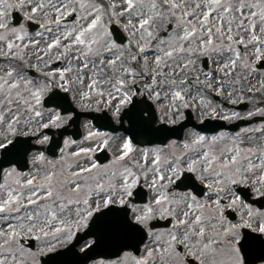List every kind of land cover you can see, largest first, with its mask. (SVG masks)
Here are the masks:
<instances>
[{
  "label": "snow or ice",
  "instance_id": "snow-or-ice-1",
  "mask_svg": "<svg viewBox=\"0 0 264 264\" xmlns=\"http://www.w3.org/2000/svg\"><path fill=\"white\" fill-rule=\"evenodd\" d=\"M26 7L25 16H41L37 22L52 36L45 47L25 43V26H12L9 11ZM74 15L83 23L60 31ZM121 20L136 38L135 54L112 38L109 25ZM57 62L63 66L53 68ZM258 62L264 66V0H0V152L8 164L0 163V264H42L45 256L49 264H264V208L235 190L244 185L264 198V78L258 87L249 81ZM54 89L80 109H109L113 120L126 116L164 139L141 148L146 141L120 138L103 163L95 154L114 139L89 125L82 141L69 137L50 158L43 130L72 118L45 109L46 98L57 107L68 101ZM213 92L231 104L247 96L253 107L244 115L218 111L222 105L207 99ZM137 96L165 101L162 115L146 116ZM193 104L206 116L261 123L167 139V125ZM21 160L28 172L17 166ZM82 231L91 239L81 237L76 250ZM106 247L111 253L95 258Z\"/></svg>",
  "mask_w": 264,
  "mask_h": 264
},
{
  "label": "rangeland",
  "instance_id": "rangeland-1",
  "mask_svg": "<svg viewBox=\"0 0 264 264\" xmlns=\"http://www.w3.org/2000/svg\"><path fill=\"white\" fill-rule=\"evenodd\" d=\"M13 2H15V0H13ZM116 2L119 3L120 0H116ZM18 10H19V12L22 14V16H24L25 19H28V18L25 16V13L28 12V11H30L29 8L26 7V8H24V9H18ZM9 19H10V21L12 20V18H11V10L9 11ZM31 20L37 22V21L42 20V17H41V16H35V17H33V19H31ZM74 22L83 23V21H77V16H75L72 20L64 21L63 24H62V26H61V28H60V31L71 30V28H72L73 25H74ZM114 23H115V22H114ZM114 23H111V24L109 25V29H110V26H111L112 24H114ZM123 23H124V21L121 20V22H120L119 24H117V23H116V24H117V25L123 30V32L127 35L128 39H129V41H130V46H129V47H126V46H123V45H122V46H123L124 48H126V49L128 50V52H130V53H132V54H135L136 51H137V49H136V43H135L136 38L130 36L129 33L126 32V31L124 30V28H123ZM22 25H23V24H22ZM12 26H14V25H12ZM19 26H20V25H15V27H19ZM24 26H25V25H24ZM25 28H26V26H25ZM26 29H27V28H26ZM27 32H28V38H26L25 43H27V42H28V39L31 38V39L40 40V47H45V46H46V42H50V40L52 39L51 34L48 33L47 31H45V28H42L41 30H38V31H37V30H36V31H29V30L27 29ZM38 32H42V33H43V36H37L36 34H37ZM110 32H111V31H110ZM111 35H112V33H111ZM112 38H113V36H112ZM18 43H19V42H18ZM118 44H119V43H118ZM155 44H156V42H155V41H152L153 49L155 48ZM120 45H121V44H120ZM31 51H33V49L30 48V49H29V52H31ZM128 52H126V55L128 54ZM146 54L149 56V59H151V57H152L155 53H154V51L149 50ZM62 66H63V65H62L60 62H57V63L54 64L52 67H53V68H56V67H62ZM212 68L215 69V68H216V65H215V64H212ZM45 70H50V69H45ZM204 70L207 71L208 69L205 68ZM30 72H31V73H29L30 75H38V73H35L34 70H33V71H30ZM244 74L247 75V73H244ZM262 78H264V68H262V67H257V66H256V72H255L253 75H250V76H249L250 84H251V85H256V86L258 87L259 85L257 84V81L260 80V79H262ZM249 86H250L249 83H245V84H244L245 89H247V87H249ZM237 87H239V86H237ZM226 91H227V90H226ZM193 94H195V89H193ZM69 95H70V94H69ZM70 98H71V96H70ZM134 98H136L137 101L146 100L145 97H143V96H137V97H134ZM257 98H259V94H257ZM207 99L211 100L212 103H213V105H222V109L218 108V111L231 109V110H233V111L240 112L241 115H244L247 111L251 110L252 107H253V105H252L251 103L248 102V97H247V96H245V97L243 98L242 102H241V103H238V104H231L230 101H228L227 99H222L221 97L215 95L214 92H213V93H209L208 96H207ZM71 101L73 102L74 106H75L80 112H93V113H100L101 116H102V118H101V119L98 118V121H99V122H105V121H106V116H109V118L111 119V121H113V122L115 121V120L112 119V116H111V113H110L111 111H110L109 109L101 108L100 110H97L96 107H95L94 105H93L92 107L88 108V109H80V108L78 107V101H73L72 99H71ZM147 101H150V102H152V104H153V112H152L151 115H152L154 118H155V117H159L160 115H162V113H160V112L158 111V109L160 108V106H161L162 104L165 103V101H163V100H162V101H159V102H153V101H151V100H147ZM240 104H246V107L243 108V109H241V108H237V106L240 105ZM138 106H139V107H142V108L144 109V114H145L146 116H148V113H147L146 110H145V105H144V103H143V104H140V105H138ZM262 106H264V105H262ZM48 108H55V109H57L58 111H60V109H58V108H56V107H54V106H48V107L45 106V109H48ZM187 110H189V111L191 112L193 121H195V122H197V123H202V124L205 123L204 120H205L206 118L223 120V119H220V118H218V117H215V118H214V117H211V116H206V115H204V113H205L207 110H206V109H203V108H201V107H198L197 105L193 104L192 107H190V108H181V109H180V113H181V115H176V116H174V118L176 119L177 123L180 122L181 120H183V119L185 118V114H186V111H187ZM108 111H109V112H108ZM60 112H61V111H60ZM61 114H62V113H61ZM62 115H66V116H71V117H72V113H65V114H62ZM258 118H261V117H254L252 120H245V121H249V122H251V123H248L247 125H240L237 131H239L241 128L248 127L249 125H252V126H259L260 123H261V119L258 120ZM125 120H126V116L123 117V121H125ZM224 121H225V120H224ZM240 121H242V120L232 121V122L225 121V122L228 123V124H231V123H236V122H240ZM115 123H117V125L120 124V122H117V121H115ZM177 123H176V124H177ZM89 125L92 126L94 130H99V131H101V132H106V133H108L112 138H113V137H118L119 135H124V137H128V136H126L122 131L111 132V131H108V130L99 129V128H97V127L93 124V122H92L91 119H89V118H82L81 123H80V128H81L82 134H81V137H80L79 139H77L76 141L79 142V141H82V140H83V137L87 134V127H86V126H89ZM157 125H159V121H157ZM65 126L69 127V129H73V127H74L73 124H72V125H67V123H66L64 126H62V127H65ZM62 127H60V128H62ZM56 129H58V128H54V127H52V128L47 129V130H43V134H44V135H48L50 138H51V137L57 138V137H58V134H57V132H55ZM22 130H23V131H28V129H22ZM48 130H49V131H48ZM50 130H51V131H50ZM189 130H195V131H198V130H196V128H194V127H189V128H187V129L185 130V133H184V137H183V139L186 138V135H187V133L189 132ZM237 131H236V132H237ZM198 132H200V131H198ZM220 132H227V133H228L229 131H227V130H221V131H218L217 133H215L214 135H217V134L220 133ZM200 133H201V134H204V135H207V136H213L212 134H206V133H202V132H200ZM234 133H235V132H234ZM22 137H26V136H22ZM31 137H32L31 142H33V141L35 140L36 137H33V136H31ZM69 137H70L71 139H73L70 135H66V136L63 137L61 147H63V141L66 140V139H68ZM183 139H182V140H183ZM73 140H74V139H73ZM170 140H174V139H170ZM182 140H181V141H182ZM176 141H177V140H176ZM178 142H179V141H178ZM154 144H158V143H154ZM138 146L141 147V148H143V147H150L151 144H150V145H141V144H139ZM61 147H60V148H61ZM60 148H59V149H60ZM59 149H58V151H57V156L59 155ZM72 150H74V149H72ZM32 151H36V149H34V150H32ZM107 152H108L109 155H110V158H109V159H111V158L113 157V155L115 154V151H114V145H113L112 147H110V148L107 150ZM29 153H30V154H29L28 158H30V156H31V152H29ZM1 154H2V152H0V156H1ZM46 154H47V153H46ZM49 157H50V156H49ZM50 158H51V157H50ZM107 162H108V161H107ZM107 162H106V163H107ZM7 167H8V166H7ZM5 168H6V167H5ZM28 171H29V166H28L27 170H25L24 172H28ZM11 179H13V178H10L9 182H11ZM251 190H252V189H251ZM178 191H180V190H178ZM252 192H253L254 196H257L253 190H252ZM254 208H255V207H254ZM234 222H235V221H234ZM83 246H84V243L81 245V247H83ZM81 247H80V248H81ZM90 264H91V263H90Z\"/></svg>",
  "mask_w": 264,
  "mask_h": 264
},
{
  "label": "water",
  "instance_id": "water-1",
  "mask_svg": "<svg viewBox=\"0 0 264 264\" xmlns=\"http://www.w3.org/2000/svg\"><path fill=\"white\" fill-rule=\"evenodd\" d=\"M14 23H19L20 22V18L16 16V13H14ZM31 27H35V25L33 24H30ZM113 33L116 37V39L119 41V42H123L125 43V38L123 36V34L121 33V31H119L117 28H114L113 27ZM261 66V65H260ZM55 92H58V91H55ZM60 96H63V97H68V101L67 103L63 104L60 108L62 110L63 113L69 111V110H72L74 112H76L75 108L72 106L71 102H70V99H69V96L67 93H60L58 92ZM51 96V95H50ZM147 104V111H148V114L151 115L152 113V107L149 103H146ZM45 105L48 106V105H55L57 106L56 104L54 103H49L47 98H46V102H45ZM240 108H245L246 105H240L239 106ZM82 116H88L90 117L91 119L94 120V123L96 125H98L99 127H102L104 129H110L112 131H117L119 129H123V130H126L123 126H120V127H117V126H114L113 123L109 120V118H107V122L106 123H98L97 122V118L99 117V115H95V114H91V113H76L75 117L71 120L70 123H74V129L71 131V133H73V137L74 138H78L80 136V128H79V124H80V120H81V117ZM188 118L190 119L191 118V114L188 113ZM188 120H185L184 122H182L181 124H179L178 126H173V127H170L172 129V132L170 134H168L167 136V139L171 138V137H176V138H182L183 136V133H184V129L188 126V125H196L197 127H199L201 130L203 131H210V132H213V131H216L220 128H228L230 130H236L240 123L241 124H247L249 123L248 121H241V122H238V123H234V124H230V125H227L224 121H218V120H214V121H210L209 119L206 120V123L207 124H213V126H210V127H204L202 125H197L195 124V122H190ZM159 127V126H158ZM68 131H66L65 129L63 130H60L59 131V141L57 143H54L52 141L50 147H49V154L51 155H55L56 154V149L60 146V141H61V138L62 136L67 133ZM128 133L130 134V136H135L139 139H142L144 141H146L145 143H147V141H151L154 142V141H159L161 142L162 139H164L163 137H160L156 134H145L143 129L140 127V126H137V127H133V124H132V121H131V129L128 130ZM18 140L20 141H31L32 138L28 137V138H25V139H21V138H17ZM143 144V143H141ZM98 159L101 161V162H104L105 160H107V155L105 152H101L97 155ZM0 163L3 164V167L7 166V162H6V158H5V155L3 154V156L0 158ZM18 167H20L22 170L26 169L27 168V164L25 163L24 160H21L20 164L17 165ZM137 192H142L141 189L138 190ZM243 195L247 198L248 197V194L246 191H243L242 192ZM138 198L140 199V197L138 196ZM141 201V200H140ZM252 203H256L259 208H264V198L262 199H258L257 201H252ZM156 224V223H155ZM162 224V223H161ZM164 224V223H163ZM162 224V225H163ZM158 225V224H156ZM81 237H85V233L84 232H81L77 235L76 237V240L73 241V244L75 245V248L76 250H78V246L80 244H82L84 242V239H81ZM90 237H85V239H88ZM79 241V242H77ZM25 244L27 245H33L34 242L31 241V240H28V241H25L24 242ZM69 247H71V245H69ZM134 252H135V249H132ZM104 256H98V257H95V258H99V257H105L107 255H109L112 251L111 248H104V249H101L100 250ZM54 255V254H53ZM114 258V257H112ZM90 262V261H89ZM42 264H49V260H48V256H45L42 258Z\"/></svg>",
  "mask_w": 264,
  "mask_h": 264
},
{
  "label": "bare ground",
  "instance_id": "bare-ground-1",
  "mask_svg": "<svg viewBox=\"0 0 264 264\" xmlns=\"http://www.w3.org/2000/svg\"><path fill=\"white\" fill-rule=\"evenodd\" d=\"M114 123H115V121H114ZM123 124L125 125V127L127 129H130L131 125H130V121H129V119L127 117H126V120L123 121ZM123 137H124V135H119L118 137H113V139H114V143H113V145H114V151H115V146L119 143V139L120 138H123Z\"/></svg>",
  "mask_w": 264,
  "mask_h": 264
}]
</instances>
